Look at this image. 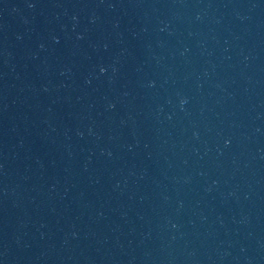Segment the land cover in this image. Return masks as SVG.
Listing matches in <instances>:
<instances>
[{
    "label": "water",
    "instance_id": "obj_1",
    "mask_svg": "<svg viewBox=\"0 0 264 264\" xmlns=\"http://www.w3.org/2000/svg\"><path fill=\"white\" fill-rule=\"evenodd\" d=\"M0 264H264V0H0Z\"/></svg>",
    "mask_w": 264,
    "mask_h": 264
}]
</instances>
